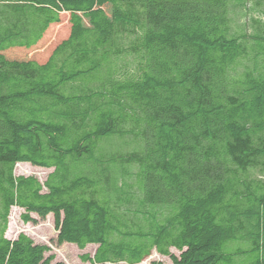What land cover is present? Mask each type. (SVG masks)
Listing matches in <instances>:
<instances>
[{
	"label": "trees",
	"instance_id": "obj_1",
	"mask_svg": "<svg viewBox=\"0 0 264 264\" xmlns=\"http://www.w3.org/2000/svg\"><path fill=\"white\" fill-rule=\"evenodd\" d=\"M93 2L0 0V264H62L6 236L13 207L95 245L89 264H264V0L249 32L246 0ZM63 20L44 60L11 57ZM110 137L135 148L107 154Z\"/></svg>",
	"mask_w": 264,
	"mask_h": 264
},
{
	"label": "rangeland",
	"instance_id": "obj_2",
	"mask_svg": "<svg viewBox=\"0 0 264 264\" xmlns=\"http://www.w3.org/2000/svg\"><path fill=\"white\" fill-rule=\"evenodd\" d=\"M94 7L105 8L102 0H94ZM254 0H246L247 9L237 7L232 14L233 26L238 31H250L253 27L251 22L252 17H257L258 14L252 6ZM62 16H66V13H62ZM67 33V24L63 20L59 25L52 27L45 35L44 40L34 48L27 51H16L11 57L14 58H30L37 61L44 60L49 54L52 47L62 39ZM135 148L128 138L110 137L101 144V151L107 154H117L130 151ZM51 169L39 168L27 163H18L14 166L13 172L15 175H32L39 181H44L47 174ZM136 168L125 166L118 167L116 172L117 182L122 183L127 181L131 186H134V175ZM256 174V173H255ZM22 212L17 207H13L10 210L8 218V227L6 236L9 238L16 237L19 233H24L30 237L33 242L48 247L47 255L54 256V262H60L62 264H89L80 260V256L84 253L92 254L95 250V245H87L83 249L78 248L76 245L67 242H60L58 240L59 232L54 227V221L52 215H48L44 220L37 218V223H23L19 215ZM174 254H178L174 249H170ZM140 264H172L167 256H162L156 251H152L151 254L145 258Z\"/></svg>",
	"mask_w": 264,
	"mask_h": 264
}]
</instances>
